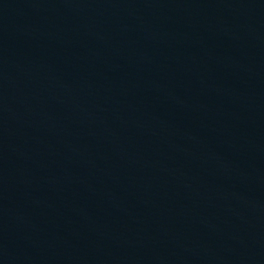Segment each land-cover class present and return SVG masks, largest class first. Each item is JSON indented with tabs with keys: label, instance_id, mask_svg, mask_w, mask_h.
Returning a JSON list of instances; mask_svg holds the SVG:
<instances>
[{
	"label": "water",
	"instance_id": "obj_1",
	"mask_svg": "<svg viewBox=\"0 0 264 264\" xmlns=\"http://www.w3.org/2000/svg\"><path fill=\"white\" fill-rule=\"evenodd\" d=\"M0 264H264V0H0Z\"/></svg>",
	"mask_w": 264,
	"mask_h": 264
}]
</instances>
